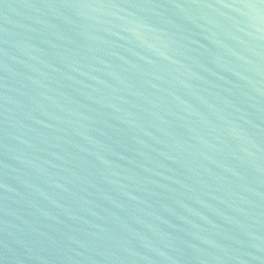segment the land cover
<instances>
[{
	"label": "water",
	"instance_id": "obj_1",
	"mask_svg": "<svg viewBox=\"0 0 264 264\" xmlns=\"http://www.w3.org/2000/svg\"><path fill=\"white\" fill-rule=\"evenodd\" d=\"M0 264H264V0H0Z\"/></svg>",
	"mask_w": 264,
	"mask_h": 264
}]
</instances>
